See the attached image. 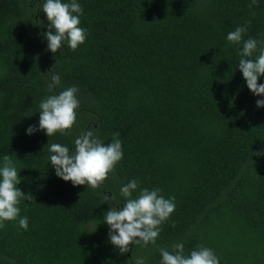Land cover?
Here are the masks:
<instances>
[{"label":"trees","instance_id":"obj_1","mask_svg":"<svg viewBox=\"0 0 264 264\" xmlns=\"http://www.w3.org/2000/svg\"><path fill=\"white\" fill-rule=\"evenodd\" d=\"M44 2L0 0V166L8 155L18 189L33 196L0 228V264H161L160 249L176 243L185 256L203 246L219 264H264V107L256 103L264 96L238 68L242 43L227 40L246 27L242 40L258 41L249 59L258 56L264 0L253 9L251 0H77L85 42L75 50L64 42L55 54ZM50 69L61 77L52 92L42 74ZM72 86L76 122L48 137L39 105ZM29 126L38 130L29 135ZM88 130L105 145L118 133L122 144L97 189L59 178L49 160L48 143L74 153ZM133 179L132 198L160 189L175 210L154 244L121 254L104 215L124 205L120 189ZM25 216L27 230L18 224Z\"/></svg>","mask_w":264,"mask_h":264},{"label":"clouds","instance_id":"obj_2","mask_svg":"<svg viewBox=\"0 0 264 264\" xmlns=\"http://www.w3.org/2000/svg\"><path fill=\"white\" fill-rule=\"evenodd\" d=\"M257 6V0H251L249 9ZM42 11L48 20L47 33H44L48 41V50L57 53L62 43L75 50L85 42L87 31L81 28L79 16L83 9L77 0L70 3H62L61 0H45ZM255 15V12H251ZM55 34H53V31ZM246 27H237L229 32L227 40L231 43L241 44L239 52L241 59L238 68L242 72L248 89L256 96H264V84H259L258 79L264 76V48L259 50L255 59H249L257 51L258 41L254 38L242 40L246 33ZM53 68V67H52ZM51 68V69H52ZM51 69L42 73L51 78L48 84L49 92L60 86L61 77ZM79 89L75 86L52 94L41 101L39 130H45L48 137L57 132L61 134L70 130L76 122V110L80 106L77 98ZM257 107H264V99L257 100ZM35 126H29L27 134L37 131ZM114 134L113 141L105 145L96 134L88 130L82 132L74 141L75 151L70 153L67 146L59 143H48L51 153L49 160L55 169L56 175L64 181H71L73 186L87 185L93 189L101 187L108 174L114 171V167L123 157L122 144ZM262 153H257L261 155ZM21 182L18 171L8 155L3 157V165L0 166V228L4 227V221L17 220L20 214L18 204L20 200L31 201V193L25 195L18 189ZM138 187V181L133 179L120 189V195L126 200L122 207H110L104 215V222L110 227V243L115 245L121 254L130 251L133 244L146 246L154 244L160 233V225L165 222L175 210V197L166 199L160 195V189H143L139 196L132 198V193ZM82 194V193H81ZM80 194V195H81ZM105 202L115 200V195L104 194ZM19 227L27 230L28 218L20 217ZM161 264H219L215 253L207 247L200 246L185 256L183 243L172 245V251L160 249ZM135 264H145L144 258H138Z\"/></svg>","mask_w":264,"mask_h":264}]
</instances>
